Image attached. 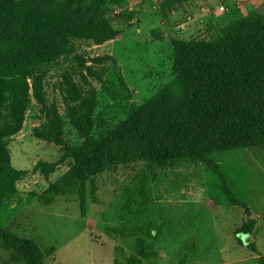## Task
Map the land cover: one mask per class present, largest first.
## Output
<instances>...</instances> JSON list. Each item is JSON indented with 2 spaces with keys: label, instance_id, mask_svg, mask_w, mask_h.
Listing matches in <instances>:
<instances>
[{
  "label": "rangeland",
  "instance_id": "obj_1",
  "mask_svg": "<svg viewBox=\"0 0 264 264\" xmlns=\"http://www.w3.org/2000/svg\"><path fill=\"white\" fill-rule=\"evenodd\" d=\"M104 10L105 21L121 35L103 44L71 42L79 66L72 57L62 60L63 66H49L46 90L49 102L65 113L63 75L74 72L70 61L77 69L84 65L89 86L76 77L79 91L96 89L94 120L101 116L116 127L173 81L174 40L217 39L234 21L252 13L264 16V0H107ZM90 67L96 78L87 74ZM30 95L33 106L9 146L12 167L23 177L0 212V227L36 242L45 264L126 262L139 239L146 242L143 264H258L257 255L237 240L244 210L228 202L224 189L261 218L254 236L264 255V147L214 153L211 159L223 176L186 160L175 167L114 165L87 184L83 217L76 194H49L52 186H64L69 168L60 146L35 136L42 117L33 90ZM65 128L70 145L84 143L68 122ZM100 133L97 126L95 135ZM38 163L55 166V172L46 178L35 171ZM15 260L0 242V264H23Z\"/></svg>",
  "mask_w": 264,
  "mask_h": 264
},
{
  "label": "trees",
  "instance_id": "obj_2",
  "mask_svg": "<svg viewBox=\"0 0 264 264\" xmlns=\"http://www.w3.org/2000/svg\"><path fill=\"white\" fill-rule=\"evenodd\" d=\"M106 1L0 0V212L17 195L23 177L12 167L9 146L33 106L31 90L42 117L34 134L60 146L69 168L64 186H52L49 194H76L83 217L87 184L114 165L152 162L175 167L186 160L223 176L211 159L214 153L264 147V16L252 13L234 21L217 39L174 40L173 81L113 127L104 117L94 120L96 89L79 91L76 77L89 84L84 65L75 67L78 58L68 47L73 41L103 44L121 35L104 19ZM69 57L75 59L69 62L74 72L63 75L66 112L61 113L60 105L49 102L46 70L63 66L61 61ZM86 70L96 78L94 67ZM67 122L84 139L81 146L66 140ZM55 169L46 163L35 167L46 178ZM224 190L228 202L244 210L239 233L252 236L258 222L250 208L227 186ZM0 242L14 252L15 261L45 264L44 253L31 239L0 227ZM145 248L139 239L133 257L126 262L115 258L114 263L143 264ZM248 248L264 264L256 243Z\"/></svg>",
  "mask_w": 264,
  "mask_h": 264
},
{
  "label": "crops",
  "instance_id": "obj_3",
  "mask_svg": "<svg viewBox=\"0 0 264 264\" xmlns=\"http://www.w3.org/2000/svg\"><path fill=\"white\" fill-rule=\"evenodd\" d=\"M250 208V207H249ZM250 211H251V214H252V217L254 218V219H256L257 220V222H258V225H257V227H256V229H255V231H257V229L258 228H262V222H261V218L259 217V216H256L254 213H253V211H252V209L250 208ZM243 221H244V219H243ZM255 231H254V233H255ZM252 237H253V239H254V242L256 243V240H255V236H254V234L252 235ZM253 242V243H254ZM257 245V244H256ZM114 248V247H113ZM257 249H258V247H257ZM224 251V250H223ZM259 251V250H258ZM114 252H115V248H114ZM260 252V251H259ZM261 253V252H260ZM262 254V253H261ZM263 255V254H262ZM264 256V255H263ZM254 260H257V256H255V258H253ZM114 260H115V258H114ZM258 261V260H257ZM238 260L237 261H234V262H232V263H230V264H238ZM259 264V263H258Z\"/></svg>",
  "mask_w": 264,
  "mask_h": 264
},
{
  "label": "water",
  "instance_id": "obj_4",
  "mask_svg": "<svg viewBox=\"0 0 264 264\" xmlns=\"http://www.w3.org/2000/svg\"><path fill=\"white\" fill-rule=\"evenodd\" d=\"M238 238L241 239L244 246H246V247L250 246L254 242V239L251 235L240 234Z\"/></svg>",
  "mask_w": 264,
  "mask_h": 264
}]
</instances>
